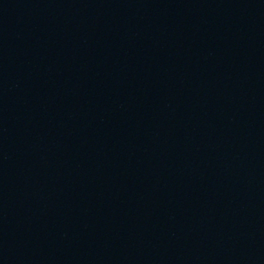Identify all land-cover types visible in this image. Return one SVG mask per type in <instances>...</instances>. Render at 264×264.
Masks as SVG:
<instances>
[{
    "label": "water",
    "instance_id": "obj_1",
    "mask_svg": "<svg viewBox=\"0 0 264 264\" xmlns=\"http://www.w3.org/2000/svg\"><path fill=\"white\" fill-rule=\"evenodd\" d=\"M0 264H264V0H0Z\"/></svg>",
    "mask_w": 264,
    "mask_h": 264
}]
</instances>
